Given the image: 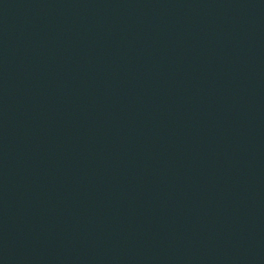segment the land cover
Wrapping results in <instances>:
<instances>
[{"label": "water", "instance_id": "water-1", "mask_svg": "<svg viewBox=\"0 0 264 264\" xmlns=\"http://www.w3.org/2000/svg\"><path fill=\"white\" fill-rule=\"evenodd\" d=\"M0 264H264V0H0Z\"/></svg>", "mask_w": 264, "mask_h": 264}]
</instances>
